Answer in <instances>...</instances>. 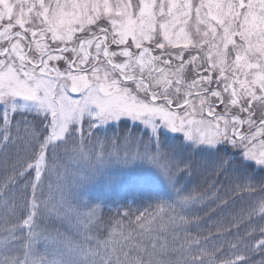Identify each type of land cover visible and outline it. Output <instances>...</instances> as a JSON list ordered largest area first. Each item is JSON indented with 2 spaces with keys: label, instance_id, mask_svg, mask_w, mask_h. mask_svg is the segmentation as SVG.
<instances>
[{
  "label": "snow or ice",
  "instance_id": "1",
  "mask_svg": "<svg viewBox=\"0 0 264 264\" xmlns=\"http://www.w3.org/2000/svg\"><path fill=\"white\" fill-rule=\"evenodd\" d=\"M0 264H264V0H0Z\"/></svg>",
  "mask_w": 264,
  "mask_h": 264
},
{
  "label": "trees",
  "instance_id": "2",
  "mask_svg": "<svg viewBox=\"0 0 264 264\" xmlns=\"http://www.w3.org/2000/svg\"><path fill=\"white\" fill-rule=\"evenodd\" d=\"M131 130V128L129 129ZM120 132H123V129L119 130ZM109 135L111 136L112 133L110 132ZM202 183V180L200 181ZM193 184L197 183V178H193L192 181ZM127 199L129 202H131L134 198H135V193L134 191H132L131 189H126L124 191H122L115 199L119 202H123L124 199ZM106 215H108V213H105Z\"/></svg>",
  "mask_w": 264,
  "mask_h": 264
}]
</instances>
